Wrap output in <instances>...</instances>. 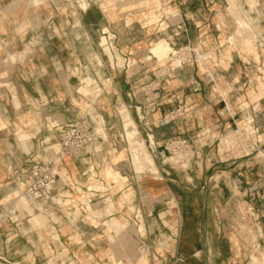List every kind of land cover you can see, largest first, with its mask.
Segmentation results:
<instances>
[{"label": "crops", "instance_id": "1", "mask_svg": "<svg viewBox=\"0 0 264 264\" xmlns=\"http://www.w3.org/2000/svg\"><path fill=\"white\" fill-rule=\"evenodd\" d=\"M87 2L0 0V264H253L254 249L263 260V46L224 54L237 28L225 0ZM160 40L215 59H171L165 73ZM82 118L93 143L61 162L31 214L16 191ZM179 139L192 153L183 170L153 147ZM17 206L41 224L25 228Z\"/></svg>", "mask_w": 264, "mask_h": 264}, {"label": "rangeland", "instance_id": "2", "mask_svg": "<svg viewBox=\"0 0 264 264\" xmlns=\"http://www.w3.org/2000/svg\"><path fill=\"white\" fill-rule=\"evenodd\" d=\"M72 1V0H71ZM73 1H75L76 3H78V5H80L83 9H85V10H87L88 9V6H89V3L87 2V0H73ZM113 1H116V0H113ZM225 2H226V4L227 3H229L230 4V1L228 2V0H225ZM236 2V6H235V8H239V9H241V10H239L238 12H239V15L242 17V13L241 12H245V14H243V18H244V20L247 18L248 19V23H249V25H250V27L248 26V25H243L244 24V21L242 20V22L243 23H239L238 21L239 20H237V19H235V18H239L240 16H237V15H233V14H235V13H232L231 14V12H232V7H230L231 9H229V6H231V5H229V4H227V6H226V9H225V11H226V13H225V15L227 16V17H233L237 22H236V25H237V28H236V32L233 34V35H231L228 39H226L225 37H222V39H221V44H222V46H224L225 48H224V50H223V47H222V50H223V52H224V54H228V53H230L231 52V50L233 49V48H239V50H242V51H240L243 55H244V57H245V60H246V54L244 53V52H246L248 49L250 50V49H253L254 47H256V45H259V44H261L262 46H263V48H264V9L260 6V3H259V1L258 0H234V3ZM250 2H251V4H253V5H250ZM249 4V5H248ZM244 5H246L247 6V8L244 6ZM251 8H250V7ZM237 8V9H238ZM256 8V9H255ZM258 9V10H257ZM231 10V11H230ZM230 12V13H229ZM243 12V13H244ZM246 12H247V15H246ZM236 16V17H235ZM249 17V18H248ZM243 18H241V19H243ZM240 19V18H239ZM240 19V20H241ZM247 19L245 20V22H247ZM247 23V24H248ZM220 25L219 26H217L216 28L218 29V30H220V33L222 34H224V31H225V26L223 25V23L222 22H220L219 23ZM246 24V23H245ZM242 25V26H241ZM245 26H247V27H245ZM251 26H252V28H251ZM220 27H221V29H220ZM241 27V28H240ZM251 28V29H250ZM244 31V32H243ZM262 38V39H261ZM108 39V38H107ZM261 40V42L259 43V41ZM164 41V44L165 45H167V46H169L170 48L168 49V53L167 54H162V55H160V56H157V55H155L154 53H152V56L154 57V58H156V59H154V61H161L162 63H159L158 62V64L159 65H163V66H166V67H164L163 69H165L164 71H165V73H167L169 70H170V65L172 64V61H171V59H175V61H176V59L177 58H181L182 59V61H184V66H185V64H192L193 62H194V60L195 61H198V62H207V61H209L210 59H215V57L213 56V54L212 55H208V56H206V55H204L203 53H201V51L200 50H197V49H194V48H191V47H183L182 49H177L176 47H175V42L174 41H172V40H160V41H158L157 43H160V42H163ZM232 41V42H231ZM108 42H109V39H108ZM110 43V42H109ZM156 43V44H157ZM155 44V45H156ZM220 44V45H221ZM101 45H102V47L105 49V51H106V53L107 54H109L110 55V52H111V50H109L108 48H105L104 46H103V44H102V41H101ZM154 45V46H155ZM261 45H259V46H261ZM153 46V47H154ZM227 46V47H226ZM152 47V48H153ZM108 49V50H107ZM175 50H178V51H175ZM194 50V51H193ZM237 50V49H236ZM174 51L176 52V53H174ZM152 52V51H151ZM179 52V53H178ZM181 52V53H180ZM254 54H256V51H254L253 52ZM112 54V53H111ZM177 54H178V57H177ZM175 57H177V58H175ZM179 59H177V61H176V64L178 63H180V61H181V59H180V61H179ZM262 59H264V57L262 58ZM248 60V62H251V61H249L250 59L248 58L247 59ZM252 64H253V62H251ZM263 64V63H262ZM264 65V64H263ZM261 69L260 71H262V73H261V76H260V74L258 73L256 76H257V78H258V81L261 83V84H264V68H262V67H256L255 69L256 70H259V69ZM180 154H183V158H182V160H184V165H186V166H181L182 164H180V170H183L184 168H188V166H189V160H190V154H192V153H190V150H188V149H186V151L185 152H182V151H178V150H176L174 153H173V160H174V162H176L177 161V158H179L180 157ZM263 155V154H262ZM135 157V156H134ZM138 158H139V156H137ZM136 158V157H135ZM146 160H147V162L149 163V164H151L152 166H153V170H156V167H155V164H154V160H153V158L150 156V155H146ZM181 160V161H182ZM170 162V161H169ZM135 163L138 165V170H141L142 171V160H141V158H139V159H137L136 158V161H135ZM169 164V163H168ZM171 164V163H170ZM173 164V163H172ZM175 166V165H174ZM177 167H179V166H177ZM185 169V170H186ZM228 171V170H227ZM229 176V175H228ZM235 177H234V179H232L233 181H235ZM28 180H29V178H28ZM232 188V192H235L236 194H240V189H239V187H238V185L236 184V183H234V182H231L230 183V185H229V188ZM21 188V187H20ZM181 191V190H180ZM22 194H23V192H24V189L22 188ZM40 204V203H39ZM18 205H20V203L18 204ZM242 205V204H241ZM17 208L19 209V211L21 212V213H25L27 216H28V220H30V216L26 213V212H24L23 210H21V208H19V206H17ZM246 206L243 204L242 206H241V212L243 213V214H246ZM37 216H35V217H33V220L35 221ZM23 223V222H22ZM49 223V220H48V218H47V220L42 224V226H35V228H37V229H39V228H42L43 226H46L47 224ZM24 225V224H23ZM35 225H38V223H36ZM34 226V225H33ZM27 228V227H26ZM255 252H256V250L254 249L253 250V264H264V259L262 260V259H260V258H258L257 257V255L255 254ZM263 257H264V255H263Z\"/></svg>", "mask_w": 264, "mask_h": 264}, {"label": "built area", "instance_id": "3", "mask_svg": "<svg viewBox=\"0 0 264 264\" xmlns=\"http://www.w3.org/2000/svg\"><path fill=\"white\" fill-rule=\"evenodd\" d=\"M180 115V109L176 112H170L160 122L161 126L169 124L176 116ZM92 131L91 124L86 118H82L73 123L69 129L63 133L60 144L58 146H51L50 151L52 152V157L47 161L36 162L32 165L29 182L24 191L30 203H47L50 201L56 180L60 177L58 168L61 162L66 157H70L78 153L82 148L92 144L94 141ZM153 147L154 150L160 151L159 154L164 159V162L174 165L172 162H169L168 157L173 155L176 150H181L182 152H185L186 149L190 150V143L188 140L179 139L166 142L159 147L153 144ZM180 164H182L181 166L183 167L184 160H182ZM4 219V214L0 212V224Z\"/></svg>", "mask_w": 264, "mask_h": 264}, {"label": "bare ground", "instance_id": "4", "mask_svg": "<svg viewBox=\"0 0 264 264\" xmlns=\"http://www.w3.org/2000/svg\"><path fill=\"white\" fill-rule=\"evenodd\" d=\"M230 1V4L229 5H231V6H229V9H231L230 7H232V12H231V14L232 13H235V14H233V15H237V16H240L239 15V10H241V9H239L238 7V9L237 8H235V4H236V2L234 3V0H228V2ZM236 1V0H235ZM249 5V4H248ZM250 5H253V4H251V2H250ZM254 6V5H253ZM250 7V6H249ZM251 8V7H250ZM256 9V8H255ZM258 10V9H257ZM231 11V10H230ZM239 11V12H238ZM244 12V11H243ZM243 12H241L242 13V17L240 16L239 18L241 19V18H243L244 16H243V14H245V12L243 13ZM230 13V12H229ZM246 15H247V12H246ZM234 17V16H233ZM236 17V16H235ZM239 18H235V19H237V20H239L238 22L239 23H243L242 22V20L244 21V24L243 25H248L249 27H250V25H249V21H248V19H247V22H245V20H244V18L243 19H239ZM249 18V17H248ZM76 22V21H75ZM237 22V21H236ZM237 22V23H238ZM238 23V24H239ZM246 23V24H245ZM248 23V24H247ZM237 24V25H238ZM242 26V25H241ZM245 27H247V26H245ZM241 28V27H240ZM251 28H252V26H251ZM250 28V29H251ZM108 31H107V29L105 30V33H107ZM244 32V31H243ZM108 37H102V44H103V46L105 47V48H108L109 50H111L110 49V43L108 42V39H107ZM232 42V41H231ZM170 47L169 46H167V45H165L164 44V41L163 42H160V43H157L153 48H152V53H154L155 55H157V56H160V55H162V54H167L168 53V49H169ZM107 49V50H108ZM175 51H178V50H175ZM174 51V53H176ZM179 53V52H178ZM181 53V52H180ZM111 56V55H110ZM177 57H178V54H177ZM177 57H175V58H177ZM111 59V58H110ZM177 59H179V58H177ZM177 59H176V61H177ZM181 59V58H180ZM180 59H179V61H180ZM112 60V59H111ZM120 60V59H119ZM175 60V59H174ZM182 60V59H181ZM175 61V62H176ZM112 62V61H111ZM181 62V61H180ZM175 64V63H174ZM180 64V63H179ZM178 63H177V65H179ZM123 65V64H122ZM181 151V150H180ZM182 158H183V154H180V157L179 158H177V161L176 162H174V160H173V155H171L170 157H168V160L170 161V162H172L174 165H178V164H180L181 163V160H182ZM26 189V188H25ZM25 189H24V191H25ZM148 190V189H147ZM16 195L18 196V202L17 203H20L21 205H22V207H24V209H26V210H28L31 214L33 213V210H32V208L30 207V205H35V204H32V203H30L29 201H28V199L26 198V196H25V193L23 192V194H22V192H21V189L19 188L17 191H16ZM41 203H43V202H41ZM36 204H39V203H36ZM36 220L34 221L33 220V218L31 219V220H26V221H24L23 222V224H24V226H25V228L27 227V226H29V225H35L36 223H38V224H41L40 223V221H41V218L40 217H36L35 218ZM43 224V223H42Z\"/></svg>", "mask_w": 264, "mask_h": 264}]
</instances>
